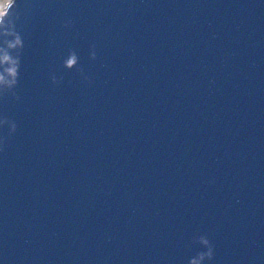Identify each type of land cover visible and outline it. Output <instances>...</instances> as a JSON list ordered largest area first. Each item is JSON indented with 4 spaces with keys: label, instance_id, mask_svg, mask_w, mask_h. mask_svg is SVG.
Returning a JSON list of instances; mask_svg holds the SVG:
<instances>
[{
    "label": "water",
    "instance_id": "water-1",
    "mask_svg": "<svg viewBox=\"0 0 264 264\" xmlns=\"http://www.w3.org/2000/svg\"><path fill=\"white\" fill-rule=\"evenodd\" d=\"M17 2L0 264H264V0Z\"/></svg>",
    "mask_w": 264,
    "mask_h": 264
},
{
    "label": "clouds",
    "instance_id": "clouds-1",
    "mask_svg": "<svg viewBox=\"0 0 264 264\" xmlns=\"http://www.w3.org/2000/svg\"><path fill=\"white\" fill-rule=\"evenodd\" d=\"M17 0H0V94H11L19 98L14 91L18 83L19 68L21 62V52L24 47L21 33L17 30L16 21L19 18ZM71 21L66 22L67 24ZM94 47V45H93ZM96 58L95 51L91 53V59ZM78 57L74 50H69L67 57L62 60V65H74ZM78 71L83 72L80 68ZM53 83H57L55 75H51ZM84 80H88L85 76ZM11 121V129L7 128V136H11L16 131L15 121L4 117L0 122ZM7 137L0 138L3 144ZM192 242L200 246L195 253L188 257L187 264H210L214 258V245L210 242L206 234L193 236Z\"/></svg>",
    "mask_w": 264,
    "mask_h": 264
}]
</instances>
